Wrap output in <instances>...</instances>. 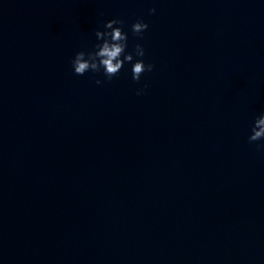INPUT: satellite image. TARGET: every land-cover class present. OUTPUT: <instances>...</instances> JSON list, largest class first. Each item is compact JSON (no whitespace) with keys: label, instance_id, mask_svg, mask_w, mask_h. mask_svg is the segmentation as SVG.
<instances>
[{"label":"water","instance_id":"water-1","mask_svg":"<svg viewBox=\"0 0 264 264\" xmlns=\"http://www.w3.org/2000/svg\"><path fill=\"white\" fill-rule=\"evenodd\" d=\"M261 114L264 0H0V264H264Z\"/></svg>","mask_w":264,"mask_h":264},{"label":"clouds","instance_id":"clouds-1","mask_svg":"<svg viewBox=\"0 0 264 264\" xmlns=\"http://www.w3.org/2000/svg\"><path fill=\"white\" fill-rule=\"evenodd\" d=\"M155 9H149L153 13ZM116 25V27H114ZM123 21L119 19L108 20L104 25V31H95L97 41H102L93 46L92 51H78L71 59L70 63L75 75H84L86 72H100L107 80H111L118 74L124 63H131V78L133 81H139L142 74L146 71L151 72L153 65L145 64L142 59L133 62V53H127V33L122 31ZM148 25L142 21H136L131 25L133 35L143 38V32L147 30ZM136 57H143L145 50L140 44L134 47ZM122 57V59H121ZM97 85L102 83L101 80H95ZM146 87V85H145ZM140 92H137L139 95ZM264 139V114L255 118L251 128V134L248 137L249 142ZM258 147H260L258 145Z\"/></svg>","mask_w":264,"mask_h":264}]
</instances>
